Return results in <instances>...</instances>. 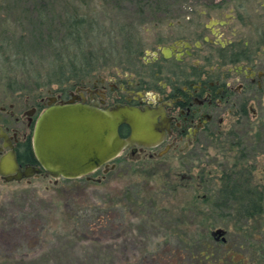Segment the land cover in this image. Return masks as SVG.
<instances>
[{
	"label": "rangeland",
	"instance_id": "374dc122",
	"mask_svg": "<svg viewBox=\"0 0 264 264\" xmlns=\"http://www.w3.org/2000/svg\"><path fill=\"white\" fill-rule=\"evenodd\" d=\"M216 2L0 0V111H10L18 97L62 88L45 79L54 58L45 45L48 21L59 29L65 16L84 20L86 49L91 45L102 51L112 40L118 45L112 65L95 74L129 75L137 64L126 63L120 51L121 29L127 26L135 43L153 45L178 9H210L217 15ZM19 43L22 49L16 47ZM101 56L102 61L110 60V55ZM151 59L152 55L145 56ZM182 171L168 155L146 167L118 166L74 180L55 181L42 174L5 181L0 176V264H177L176 238L217 241L212 235L217 229L229 240V252L220 264H264V213L245 219L236 211L195 205L205 191L176 174Z\"/></svg>",
	"mask_w": 264,
	"mask_h": 264
},
{
	"label": "flooded vegetation",
	"instance_id": "af4514ba",
	"mask_svg": "<svg viewBox=\"0 0 264 264\" xmlns=\"http://www.w3.org/2000/svg\"><path fill=\"white\" fill-rule=\"evenodd\" d=\"M216 4L217 15L210 9H178L153 45L139 41L145 49L132 74L91 72L71 88L31 93L18 97L10 111L2 108L0 165L9 157L19 172L0 176L18 181L21 174L23 181L47 174L33 140L49 107H125L143 114L145 124L134 128L122 123L119 134L125 146L99 170L146 167L171 155L174 165L184 169L176 174L205 191L193 204L238 207L245 199L251 203L257 193L264 205V0ZM146 55L152 59L145 60ZM36 169L41 172L27 176Z\"/></svg>",
	"mask_w": 264,
	"mask_h": 264
},
{
	"label": "water",
	"instance_id": "95a60500",
	"mask_svg": "<svg viewBox=\"0 0 264 264\" xmlns=\"http://www.w3.org/2000/svg\"><path fill=\"white\" fill-rule=\"evenodd\" d=\"M142 116L125 107L104 111L82 104L53 105L38 120L33 140L35 155L55 181L88 177L120 155L125 146L119 134L122 123L140 127L145 124ZM17 171L9 157L0 165L2 176ZM35 172L41 170H29L26 174L32 176ZM21 179V174L15 177ZM224 234L222 229L213 232L218 241L221 238L226 242Z\"/></svg>",
	"mask_w": 264,
	"mask_h": 264
},
{
	"label": "trees",
	"instance_id": "16d2710c",
	"mask_svg": "<svg viewBox=\"0 0 264 264\" xmlns=\"http://www.w3.org/2000/svg\"><path fill=\"white\" fill-rule=\"evenodd\" d=\"M65 18L66 20L63 22L60 21L59 29L53 28V23L47 22L49 29L45 45L54 58L45 79L50 85L56 84L71 88L73 82L86 80L91 72L112 65V59H115L119 51L118 45L115 42L113 43V40L111 42L108 41V46L102 47L104 48L102 51H95L94 46L92 47L91 45L86 49L84 36H82L84 30H86V22L84 20L78 21L72 15L65 16ZM90 24L94 25V23ZM92 30L96 32L94 28ZM55 34L63 35L60 36V39H54L52 35ZM118 35L123 38L120 51L126 56L128 60L126 63L136 64L137 57L144 49L143 45L140 42L135 43L133 41L131 31L127 26L121 29ZM109 36H111L110 33ZM17 46L22 49L23 43L16 44ZM24 52L26 53V51ZM101 55H104V58L110 55V60L102 61L103 56ZM247 201L245 199L244 203L247 204ZM245 204L238 207H213V209L218 212L236 211L239 218L245 219L263 215L264 205L261 204L257 193H255L251 203ZM207 239L203 240L201 237H193L181 240L176 238L173 243L178 244L177 259H179V263L177 264H220L224 260L225 253L229 252L226 251L229 240L223 242L218 240L206 241ZM238 263L241 264L240 262Z\"/></svg>",
	"mask_w": 264,
	"mask_h": 264
}]
</instances>
